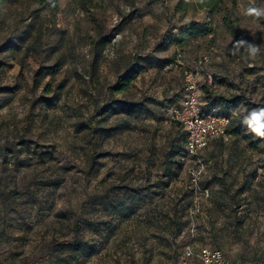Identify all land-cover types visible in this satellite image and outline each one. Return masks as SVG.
Masks as SVG:
<instances>
[{"label":"rangeland","instance_id":"rangeland-1","mask_svg":"<svg viewBox=\"0 0 264 264\" xmlns=\"http://www.w3.org/2000/svg\"><path fill=\"white\" fill-rule=\"evenodd\" d=\"M178 1L0 3L5 264H177L191 243L232 264L264 261V136L246 123L264 110V0H223L215 13L180 12ZM193 21L211 32L185 34ZM203 55L215 73L202 81L204 108L233 125L228 141L193 157L169 110ZM130 69L137 79L115 92Z\"/></svg>","mask_w":264,"mask_h":264},{"label":"built area","instance_id":"built-area-1","mask_svg":"<svg viewBox=\"0 0 264 264\" xmlns=\"http://www.w3.org/2000/svg\"><path fill=\"white\" fill-rule=\"evenodd\" d=\"M210 61V56L203 55L196 69L186 72L185 94L169 110L170 118L178 122L186 131L187 149L192 156H198L200 151L207 148L211 140L216 137L229 139L231 118L218 111L215 106L204 108L202 102V81L205 79L212 82L215 76L214 72L207 69ZM193 173L194 184L198 186L202 170L195 169ZM202 191L204 195L209 196V189ZM193 259H198L202 264H232L223 250L210 246L197 247L192 243L186 245L183 256L177 264H192ZM0 264H5L1 258ZM253 264H264V261Z\"/></svg>","mask_w":264,"mask_h":264},{"label":"trees","instance_id":"trees-1","mask_svg":"<svg viewBox=\"0 0 264 264\" xmlns=\"http://www.w3.org/2000/svg\"><path fill=\"white\" fill-rule=\"evenodd\" d=\"M7 1H10V0H0V3L7 2ZM81 1L84 3H92V0H81ZM39 2L41 4H48L52 9H57L59 6L60 0H39ZM222 4H223V0H179L176 5V9L177 11H180V12H187L191 7H195L197 9L208 10L212 13H215L216 11L219 10ZM183 31L185 34H190V35L209 34L211 32V30L208 29L206 24H202L196 21L187 23L185 26H183ZM55 68L56 66H53L48 69H50L51 71H54ZM138 75H139V71L137 69H130L128 70L126 74L120 75L119 80L116 86L114 87V91L121 93V92L129 90L131 83L137 79ZM210 95H211V92H210ZM210 97H212L211 98L212 101L220 100V103L226 106H230V100L226 99L225 96L212 93ZM116 102L125 103L128 106H130L132 109H138V110L140 109V111L142 109V105L139 102L126 101L123 99L116 100ZM104 111L105 110H101L99 113L102 114L104 113ZM225 115L229 116L228 114H225ZM90 124L92 126V129L96 131V123L93 120H91ZM232 125H233V121L231 118V128L229 131V137L232 134ZM186 139H187V133H186ZM214 140H219L221 142H224V141H228L229 139L225 140L224 137H216L212 139L211 142ZM187 153L189 154L188 149H187ZM198 156H193V157H198ZM218 181H220L223 184V188L225 189L227 193L228 192L230 194L233 193L234 195L237 192V190L234 189V183H228L227 176L218 177Z\"/></svg>","mask_w":264,"mask_h":264},{"label":"clouds","instance_id":"clouds-1","mask_svg":"<svg viewBox=\"0 0 264 264\" xmlns=\"http://www.w3.org/2000/svg\"><path fill=\"white\" fill-rule=\"evenodd\" d=\"M251 51L255 53V46H251ZM264 116V110H261L259 114L253 113L251 120L246 121L249 124V127L252 132H254L257 136H264V123H261V117Z\"/></svg>","mask_w":264,"mask_h":264},{"label":"crops","instance_id":"crops-1","mask_svg":"<svg viewBox=\"0 0 264 264\" xmlns=\"http://www.w3.org/2000/svg\"><path fill=\"white\" fill-rule=\"evenodd\" d=\"M228 183H230V180H228ZM218 186L219 187H223V184L220 182V181H218ZM228 195H230V193L228 192L227 193ZM138 242V244H139V242H141V241H139V240H137ZM199 246H203V245H199ZM138 250H139V248H138ZM149 253H151L150 251H148V250H146V254H147V256L149 255ZM144 256V253H143V251H141V253H139L138 252V257H143ZM142 260H143V258H141V260H135V264H141V262H142ZM198 260V259H197ZM197 260H192V264H196V261ZM199 261V260H198ZM200 262V261H199ZM200 264H202L201 262H200Z\"/></svg>","mask_w":264,"mask_h":264}]
</instances>
